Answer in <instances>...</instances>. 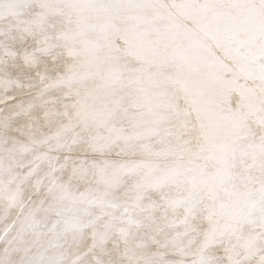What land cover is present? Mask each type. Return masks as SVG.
I'll list each match as a JSON object with an SVG mask.
<instances>
[{"label": "snow or ice", "instance_id": "obj_1", "mask_svg": "<svg viewBox=\"0 0 264 264\" xmlns=\"http://www.w3.org/2000/svg\"><path fill=\"white\" fill-rule=\"evenodd\" d=\"M0 264H264V0H0Z\"/></svg>", "mask_w": 264, "mask_h": 264}]
</instances>
